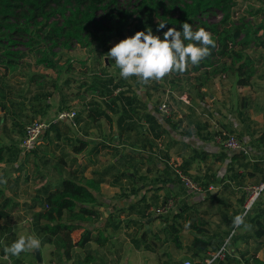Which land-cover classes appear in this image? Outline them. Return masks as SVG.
<instances>
[{
  "label": "rangeland",
  "instance_id": "374dc122",
  "mask_svg": "<svg viewBox=\"0 0 264 264\" xmlns=\"http://www.w3.org/2000/svg\"><path fill=\"white\" fill-rule=\"evenodd\" d=\"M236 1L237 4L233 9L234 20L250 23L253 26L252 33H254V36L240 47L252 57L256 71L264 72V47L260 45L264 42V31L258 28L263 16L264 3L262 0ZM137 6L138 0H117L112 7L131 12ZM106 7L107 5H104L98 13V19H104ZM221 18V14L217 11H207L201 15V19L209 24H217ZM54 20L61 22L59 18ZM103 23L109 32L102 33L100 37L107 38L108 44L113 47L119 42L120 33H126L127 27L134 25L135 22L128 20L121 23L120 19H115ZM0 24V146L5 147V159L0 162V177L4 176L2 180L6 181V183H0V187L5 190L6 196L13 205L17 204L12 207L11 217L0 223V264H38L34 253H21L19 257L11 258L2 253V250L5 246H10L19 236L35 234L32 226V216L35 210L32 207L43 204L45 191L57 189L63 178L70 176L73 157L70 153L68 137L73 130L70 131L72 127L68 128L63 125L62 130L67 136L66 139L57 138L54 130L46 131L39 137L35 146L26 153L20 151V141L25 134L26 127L38 120L32 117V114L39 113L40 107L49 105L51 111L74 107L77 114L84 117L88 103L92 101L101 103L103 100L90 90L91 72H100L108 66L109 60L106 57H104L105 62L103 58L100 59L98 54L102 49L100 41L86 48L77 42L65 43V40H60L55 45L53 41L45 38L40 27H27L17 21L14 24L16 29L14 31L13 27L7 28L3 22ZM191 25L194 29V25ZM49 61L61 67L59 71L47 68ZM100 61L103 62L102 65ZM112 64L113 67L109 71L115 74L117 68L114 61ZM199 77L201 81H198ZM236 79V76L229 73L216 77H204L200 73L176 75L171 72L160 80H152L141 86L136 78H129L126 81L128 87L125 86L124 90L131 88L136 96L137 91L140 94L143 93V99L147 105L153 106L155 112L162 116L164 115L159 111V106L168 101L174 107L175 112L170 117L159 118L165 120L166 124L173 129L175 136H185L186 139H190L194 136L192 126L196 125L197 129L198 123L202 127L205 124L208 125L209 132L214 122L224 128L223 130L228 131L231 114L234 113L236 107L233 99V91L237 85ZM201 87L202 94H199L198 88ZM182 92L190 98V105L177 99ZM140 94L138 97L141 96ZM200 96H203L202 101ZM75 98L78 102L71 105L70 101ZM116 116L113 115V117ZM133 118H137V115ZM177 121H180L178 125ZM153 151L157 157L159 151H161L160 155L163 153L158 145ZM161 156L165 158L164 154ZM214 159L212 158L205 166L198 162L191 172H188V175L203 184L206 182L204 177L209 173L225 171V167L221 166L223 163L213 162ZM147 161L152 165L155 163L153 160L149 161V158ZM237 169L241 175L248 176V173H251L239 167ZM167 171L170 172L167 174L168 177L172 176V170ZM160 175L152 174L150 182L153 183L154 179ZM172 179L176 177L173 175ZM261 182L262 175L255 178L248 177L244 183L237 179L231 185L227 183L212 185L213 189L210 193L191 195L198 202L182 214V238L187 242L191 241L192 236L195 233L198 234L193 227L199 225L207 230L206 237L217 242L223 241L222 245L227 244L228 246L232 260L226 259L214 264H255L254 258L264 261V243L256 240L254 229L249 222V219L257 212L251 213L244 221V225L236 229L224 222L225 218L232 220L242 212L246 199L244 185L250 183L252 186H257ZM177 193L180 196L186 195L182 187L177 190ZM170 198L176 202L175 211L180 207L184 209L181 200L175 195H166L158 200L153 199L148 206L149 208L159 206ZM261 208L264 209V190L253 207L255 211ZM144 209L145 206L142 210ZM172 214L161 216L158 218L159 221L155 222L153 219L149 222L154 217L149 220L143 216L129 218L126 213L123 218L115 220L118 224L114 223V227L117 225L118 230L126 228L124 232L118 233V235L124 234L118 239V242L122 244L121 248H116L111 242L112 248L109 246L99 249L92 242L87 246L86 252L77 250V256L81 257L88 251H98L100 259L93 264H182L188 260L187 257L176 252L178 249L170 239L168 240V233L162 225L166 219L172 217ZM98 220V223L103 222L100 217ZM91 226L92 228L97 227L90 223L85 228L91 229ZM100 227H104L102 223ZM234 229L235 232H233ZM82 232V230L75 231L72 234L73 240L78 241ZM41 245L42 263L39 264H78L77 256L72 261H66L61 258L60 253L53 246ZM137 245H139V252H137ZM216 251L217 249H210L193 260V263L205 264L210 257L209 254L216 253Z\"/></svg>",
  "mask_w": 264,
  "mask_h": 264
},
{
  "label": "trees",
  "instance_id": "16d2710c",
  "mask_svg": "<svg viewBox=\"0 0 264 264\" xmlns=\"http://www.w3.org/2000/svg\"><path fill=\"white\" fill-rule=\"evenodd\" d=\"M116 1L0 0V22H3L7 28L13 27L14 31H16L14 24L17 21L22 22L27 27H40L44 32L45 38L53 41L55 45L60 40H65V43L77 42V44L86 48L100 41L102 49L98 54L100 59L103 58V60L111 48V45L107 42L108 39L100 37L102 33L107 34L109 32L103 22H111L115 19H120L121 23H125L128 20L135 22L134 25L127 27L126 33H120L119 42L122 39L133 36L137 31H145L148 27H151L155 35L163 38V33L168 28L175 27L178 31H181L182 23L188 22L194 25V30L198 27H203L209 31L215 39L216 46L211 49V55L203 59L199 65H190L182 74L174 73L176 75L200 73L204 77H216L229 73L237 77L236 84L239 87L251 85L256 73L254 61L240 46L254 36V33H252L253 26L248 22H236L234 20L233 9L237 4L236 0H138L137 8L131 12H124L118 10L116 7L113 8L112 6ZM262 1L264 3V0ZM104 5H107L105 17L104 19H98V13ZM207 11L219 12L222 17L221 21L217 24H209L203 21L201 15ZM56 18L61 19V22L54 20ZM158 20L162 23H167V27L161 31H157ZM258 28L264 31V11ZM260 45L264 47V42L260 43ZM100 62V65H102L105 60ZM111 67H113L112 60H109L108 66L101 69L100 72H91L90 90L95 92L103 101L101 103L97 101L88 103L85 111L86 117L98 122L102 119L110 121L113 115H117L121 123L126 122L133 125L128 120H132L138 114L137 103L141 107H145L147 104L142 99H138L136 94L132 93L131 88L124 90L125 86L128 87L126 84L127 80L120 77V70L118 68L115 69V74L111 73L109 71ZM47 68L59 71L61 67H57L53 61H49ZM131 78L135 79V77ZM200 78L198 81H201ZM139 85L141 86L140 83ZM201 86L203 87V85ZM202 87L198 88L199 94H202ZM199 98L202 101L203 96ZM143 113L141 118L147 120L152 135L155 138L161 137L160 120L156 114ZM80 120L81 118L77 114V123ZM59 126V124L53 125L47 131L54 130L59 137ZM213 138L214 133H212V140ZM4 149L5 147L0 146V162H3L5 159ZM210 155L212 154L196 151L179 168L185 174H188V167L193 162L197 161L206 164L209 162ZM213 157L215 158L214 162L226 164L227 167L224 169L225 171H217L214 174L209 173V175H206L204 177L206 182L203 184L194 179L201 184L203 192L210 193L212 185L225 183L231 185L237 179L244 183L246 178L255 177V174L252 172L248 173V176L238 173V167L244 169V171L251 168V162L243 152L220 151ZM252 170L259 172L260 177L262 175L261 183H264V171L259 170L258 167ZM172 176L169 175L168 181L180 184L179 180L177 178L172 179ZM45 193V198L42 200L44 201L43 204L32 207L35 210L32 216V226L35 234L41 240V244L53 246L60 253L61 258L66 261H72L77 256V250L86 252L87 246L92 242L96 243L99 247H104L107 244L108 238L103 231L98 230V233L94 234L96 230L85 228L86 224L93 223L100 217L93 207L97 203V195L100 193L99 181H95L94 179L82 181L69 176L63 178L57 189L53 191L46 190ZM254 205L244 218V221L251 213L257 212L254 217L249 219V222L254 229L256 240L259 243H264V209L261 208L255 211L253 209ZM13 206H17V204L13 205L12 201L6 196L5 190L0 187V223L11 217ZM145 208L142 216L148 220L153 216L151 214L147 215L149 206ZM242 213L243 210L240 214ZM160 217L154 218L158 219ZM224 222L229 227H233V219L228 220L225 218ZM193 228L199 236L194 237L191 243L193 255L190 258H197L207 253L210 249H217L218 251L224 245L221 243L223 241L217 242L214 239L206 237L207 230L199 225H194ZM170 229V235L174 237L176 247L181 248L180 229L173 225L170 226ZM78 230H83V232L80 239L75 242L72 234ZM137 248H139V245H137ZM2 253H4L3 250ZM31 253L33 254V252ZM10 257L12 258L13 256ZM77 257L78 264H93L100 259L96 251H88L83 256ZM227 259L232 260L230 256ZM254 263L264 264V261L254 258Z\"/></svg>",
  "mask_w": 264,
  "mask_h": 264
},
{
  "label": "crops",
  "instance_id": "0c3cea01",
  "mask_svg": "<svg viewBox=\"0 0 264 264\" xmlns=\"http://www.w3.org/2000/svg\"><path fill=\"white\" fill-rule=\"evenodd\" d=\"M138 94L140 93L137 91V97ZM183 94L187 95L182 92L177 96V99ZM233 94L236 107L234 113L231 114L230 126L226 132L235 134L243 142L247 154L243 153L248 156V160L251 162V168L247 171L253 172L255 177H260V173L252 169L255 170V167H258L259 170L264 171V72L259 73L256 71L250 86L239 87L236 85ZM140 95L138 99H142L146 102L143 99V93ZM188 100V105H190L189 97ZM77 102L76 98L70 101L71 105ZM67 109H74V107ZM38 110L39 113H33L32 117H36L38 120H48L62 109L57 111L52 110V112L51 107L47 105L43 108L40 107ZM137 111V118L128 120L130 123L132 122L133 125L126 122L121 123L118 116H112L110 121L102 119L95 122L87 118L85 112L84 117H80L81 120L78 123L76 121V127H73L71 123L68 122L60 123L58 128L60 136L58 137L57 134L56 136L59 139H66L67 136L64 135L62 130L64 128L63 125L68 128H73L70 129V131L73 130V133L68 137L70 141L69 149L73 157V167L70 171V177L82 181L94 179L100 182V193L97 195V203L94 204L93 207L96 209L97 214L102 218L103 222L98 223L99 220L96 219L93 225L97 227H93V229L91 226V229L96 230L94 234H97L98 230L104 232L105 236L108 238L107 244L104 247L108 248L110 246L112 248L111 242L115 244L116 248L122 247L118 239L124 234L118 235V233L120 231L121 233L124 232L126 228L118 230L117 225L114 227L115 220L118 221L120 218H123L126 213L129 215V218L141 217L143 211L146 209L142 210L144 206L147 207L151 203V200H158V198L162 199L166 195L178 196V199L181 200V204L184 206V209L181 207L180 209H176L172 217L166 219L162 224L163 229L168 233V240L170 239L176 247L174 237L170 235V226L173 225L178 227L182 234V214L187 208L196 204L198 200L195 201L194 197L191 196L194 194H188L181 184L168 181L169 178L167 173L170 172L167 170H172L168 166V162H172L173 164L178 163L179 165H176L182 166L196 151L199 153L204 152L212 154L209 158L210 161L220 150L212 140V128H210L209 132L208 125L206 124L202 127L201 124L198 123L197 129L196 125H193L194 136L190 139H186L185 136H175L172 131L173 129L166 124L164 119L159 118H164V116L156 113L153 106L147 105V107H141V105L137 103ZM143 112L156 114L160 120L161 137L155 138V136L152 135L147 120L141 118L144 114ZM178 123H180V121H177V125ZM213 124L211 127H213ZM221 129L224 128L221 127ZM152 144H154L153 147ZM157 145L162 148L163 153H161V155H165V162L160 161L153 151ZM160 152L161 151H159L158 154H160ZM149 155L152 157H148ZM147 158H149V161H155L154 165L149 164ZM196 164H198L197 161L193 162L191 166L188 167V172H191V169ZM200 164L203 166L207 165L201 162ZM221 166L227 167L226 164H221ZM152 174L156 176L160 175V177L154 179L153 183L150 182ZM0 178L3 179L4 176L1 175ZM149 183H151V186H149ZM247 184L250 183H246V185ZM181 187L186 193L184 196H180L178 194L179 192L177 193V190ZM152 207L157 206H151L150 208ZM179 214L180 216H178ZM153 219L155 218H152V220ZM150 221L151 219L149 222ZM156 221H159V219H155V222ZM101 223L104 226L103 228L100 227ZM99 227L101 229H99ZM235 229L233 232L236 231ZM181 234L180 243L182 247H176L178 249L176 252L181 253L186 256L188 260L193 262L196 258H190L193 255L191 243L194 237L199 235L195 233L191 241L187 242L182 238ZM97 247L99 249L104 248L98 245ZM139 250L140 249L137 248V252H139Z\"/></svg>",
  "mask_w": 264,
  "mask_h": 264
},
{
  "label": "clouds",
  "instance_id": "9594fccd",
  "mask_svg": "<svg viewBox=\"0 0 264 264\" xmlns=\"http://www.w3.org/2000/svg\"><path fill=\"white\" fill-rule=\"evenodd\" d=\"M167 27V23L158 20L157 31ZM182 31L168 28L163 38L155 35L151 27L137 31L133 36L122 39L110 48L105 57L115 62L122 79L135 77L146 85L152 80H160L171 72L184 73L190 66L199 63L211 55L216 43L212 34L203 27L196 30L188 22L181 25ZM0 183H6L0 179ZM244 215L233 218V227L244 225ZM41 240L33 233L19 236L3 251L6 256L19 257L21 253L40 251Z\"/></svg>",
  "mask_w": 264,
  "mask_h": 264
},
{
  "label": "built area",
  "instance_id": "2783aa9c",
  "mask_svg": "<svg viewBox=\"0 0 264 264\" xmlns=\"http://www.w3.org/2000/svg\"><path fill=\"white\" fill-rule=\"evenodd\" d=\"M178 100L183 101L184 103L188 104V96L183 94L178 97ZM159 111L165 116L170 117L174 112L175 109L171 106L168 101L162 103L159 106ZM77 118V111L74 109H63L55 114L52 118L48 120H36L33 121L26 127L25 134L20 141V149L23 152L30 151L36 144L39 137L50 129L53 125H58L62 122L71 123L73 127L77 126L76 123ZM214 138L213 142L216 144L220 151H227V152H244L247 154V150L243 144V142L235 135L230 134L217 124L214 123L212 127ZM160 161H164V158L159 154L157 157ZM168 166L172 169L174 176L179 180L181 186L187 191L188 194H200L203 192V188L200 183L196 182L192 177L188 174H185L177 165H174L172 162H168ZM213 189L212 187L210 190ZM245 191L247 193V199L243 208L244 218L247 216L248 212L251 210L254 203L257 201L259 195L264 190V183H260L257 186H252L251 184H247L245 186ZM176 203L174 199H168V201L164 202L163 204L152 207L149 209L148 214L152 216H165L171 214L175 211ZM230 255L229 249L227 244H224L219 251L214 254H210L209 259L206 260L205 264H214L215 262H222L227 259ZM183 264H194L190 260H186Z\"/></svg>",
  "mask_w": 264,
  "mask_h": 264
},
{
  "label": "water",
  "instance_id": "95a60500",
  "mask_svg": "<svg viewBox=\"0 0 264 264\" xmlns=\"http://www.w3.org/2000/svg\"><path fill=\"white\" fill-rule=\"evenodd\" d=\"M152 220V219H151ZM36 256V260L38 263H42L41 251H34L33 252Z\"/></svg>",
  "mask_w": 264,
  "mask_h": 264
}]
</instances>
